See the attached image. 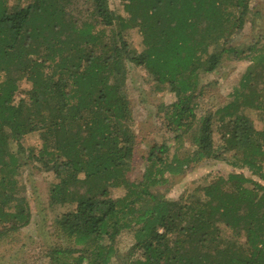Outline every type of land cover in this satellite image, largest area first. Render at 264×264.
<instances>
[{
	"label": "trees",
	"instance_id": "1",
	"mask_svg": "<svg viewBox=\"0 0 264 264\" xmlns=\"http://www.w3.org/2000/svg\"><path fill=\"white\" fill-rule=\"evenodd\" d=\"M9 1L0 0V244L30 221L19 176L32 162L53 174L48 202L61 208L49 264H264V43L231 40L254 21L251 0H118L125 16L109 0ZM133 29L139 51L126 39ZM226 56L247 65L231 98L198 115L199 75ZM128 65L145 70L153 93L174 96L160 103L173 152L153 143L131 180ZM220 151L232 170L190 197L159 189ZM122 234L132 238L126 250L116 246Z\"/></svg>",
	"mask_w": 264,
	"mask_h": 264
},
{
	"label": "rangeland",
	"instance_id": "2",
	"mask_svg": "<svg viewBox=\"0 0 264 264\" xmlns=\"http://www.w3.org/2000/svg\"><path fill=\"white\" fill-rule=\"evenodd\" d=\"M11 2L10 0L9 3ZM109 4L117 13L126 15L118 0H109ZM250 7L255 12L252 15L254 21L247 22L240 31L231 36L232 42L238 49H244L252 42L256 43V46L264 43V0H251ZM126 39L136 51L142 48L141 36L135 29L128 32ZM245 65L247 60L227 57L223 58L217 70L212 73H200L199 83L204 88H202L203 93L197 98L196 113L198 115L213 111L218 105L231 98L232 87L237 83ZM127 70L126 92L132 111L133 129L136 133L134 169L128 174L131 180L141 175L143 156L153 143L166 142L170 153L173 152L175 144L172 139L173 134L165 126L164 110L160 103L168 104L173 101L174 96L168 91L153 93L147 83L150 77L144 69L128 65ZM28 85L23 83L21 86L27 89ZM247 115L255 128L262 127L263 121L258 111L248 110ZM217 124L214 121L212 126L216 127ZM218 138L219 134L215 132L214 145L219 143ZM25 141L32 145L39 144V139L34 134H29ZM188 141L189 136L183 139L184 147L189 145ZM228 155V152L220 151L217 157L203 159L186 168L181 174L167 176V183L161 188L159 186V189H163L169 199H186L191 193H195L196 187L210 182L218 172L232 170L226 163ZM21 170L19 181L29 204L30 221L11 238L0 244V264H49L50 259L47 254L50 249L60 245L53 235L52 225L53 217L60 213L61 208L50 205L48 202V189L55 178L51 172L40 170L32 162L23 164ZM123 192L122 188H113L111 195L116 197ZM131 241L130 236L122 234L116 241V246L126 250ZM72 255L68 258L70 259Z\"/></svg>",
	"mask_w": 264,
	"mask_h": 264
}]
</instances>
